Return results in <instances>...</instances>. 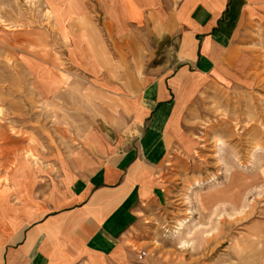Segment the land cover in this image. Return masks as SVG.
Listing matches in <instances>:
<instances>
[{
	"label": "rangeland",
	"instance_id": "374dc122",
	"mask_svg": "<svg viewBox=\"0 0 264 264\" xmlns=\"http://www.w3.org/2000/svg\"><path fill=\"white\" fill-rule=\"evenodd\" d=\"M65 43L39 0H0V197L50 191L65 161L94 153L101 114L118 106L71 66ZM237 45L229 79H189L162 164L167 200L144 207L120 253L89 264L264 256V24L246 25Z\"/></svg>",
	"mask_w": 264,
	"mask_h": 264
},
{
	"label": "crops",
	"instance_id": "0c3cea01",
	"mask_svg": "<svg viewBox=\"0 0 264 264\" xmlns=\"http://www.w3.org/2000/svg\"><path fill=\"white\" fill-rule=\"evenodd\" d=\"M39 1L71 66L118 106L101 114L94 153L65 161L50 191L0 197V264H89L120 253L144 207L167 200L162 164L189 79H229L264 0Z\"/></svg>",
	"mask_w": 264,
	"mask_h": 264
},
{
	"label": "built area",
	"instance_id": "2783aa9c",
	"mask_svg": "<svg viewBox=\"0 0 264 264\" xmlns=\"http://www.w3.org/2000/svg\"><path fill=\"white\" fill-rule=\"evenodd\" d=\"M142 254H143V252H139V253H138L139 257H141Z\"/></svg>",
	"mask_w": 264,
	"mask_h": 264
}]
</instances>
